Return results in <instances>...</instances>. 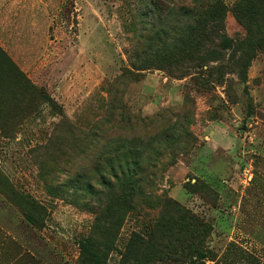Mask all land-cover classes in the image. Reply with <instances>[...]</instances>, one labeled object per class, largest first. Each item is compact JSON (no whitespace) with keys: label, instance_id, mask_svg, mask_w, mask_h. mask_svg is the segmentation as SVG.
Wrapping results in <instances>:
<instances>
[{"label":"rangeland","instance_id":"obj_1","mask_svg":"<svg viewBox=\"0 0 264 264\" xmlns=\"http://www.w3.org/2000/svg\"><path fill=\"white\" fill-rule=\"evenodd\" d=\"M190 1L42 0L58 98L0 135V264H264V0Z\"/></svg>","mask_w":264,"mask_h":264},{"label":"crops","instance_id":"obj_2","mask_svg":"<svg viewBox=\"0 0 264 264\" xmlns=\"http://www.w3.org/2000/svg\"><path fill=\"white\" fill-rule=\"evenodd\" d=\"M41 11L42 0H0V135H4L5 126L25 124L31 118L29 114L39 103L37 93L40 98L43 88L58 98L59 89L49 90L56 83L52 81L53 73L55 78L59 76L58 58H49L51 49L47 46L45 50L36 30ZM51 61L55 62L52 67ZM62 77L67 78L68 74L63 73ZM64 84V94L72 96L73 84L68 86V81L62 80L61 86ZM100 90L96 106L102 110L107 102L105 84ZM78 119L85 127L94 121L87 113Z\"/></svg>","mask_w":264,"mask_h":264},{"label":"trees","instance_id":"obj_3","mask_svg":"<svg viewBox=\"0 0 264 264\" xmlns=\"http://www.w3.org/2000/svg\"><path fill=\"white\" fill-rule=\"evenodd\" d=\"M217 4H215L214 6H212L210 9H207L206 12L202 13L201 15L198 16V5L195 3V0H191L190 2H187V4H185V14L188 17H195V19L198 21V18H202V20H206V18H209L210 16H214V13L217 9ZM214 29L213 25H209L203 28L204 31L210 33L212 32ZM164 33L163 29H157L153 34H151V40H157V36L158 34ZM264 38V36L262 37V39ZM216 53V57L217 60H220L222 58L221 54L217 51ZM210 60H202V66L206 65ZM205 62V63H204ZM50 95V94H49ZM92 126V125H91Z\"/></svg>","mask_w":264,"mask_h":264}]
</instances>
